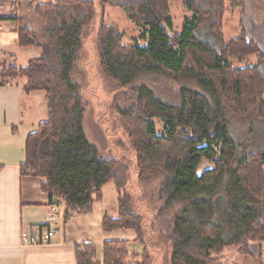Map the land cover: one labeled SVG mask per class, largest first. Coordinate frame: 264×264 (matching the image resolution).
I'll return each instance as SVG.
<instances>
[{
  "label": "trees",
  "instance_id": "16d2710c",
  "mask_svg": "<svg viewBox=\"0 0 264 264\" xmlns=\"http://www.w3.org/2000/svg\"><path fill=\"white\" fill-rule=\"evenodd\" d=\"M182 1L191 17L175 34L169 0H99L101 11L106 5L118 8L140 28L138 40L144 43L125 45L118 28L100 20L95 34L99 65L135 96L129 108L116 111L133 151L137 183L157 182L153 203L162 205L154 206L151 223L158 221V233L169 244L170 264H221L226 248L259 260L264 242V47L246 37L224 42V0ZM228 1L237 6L243 0ZM5 3L10 15L0 21H14L18 45L39 50L40 57L24 69L4 64L0 86L25 78V92L43 91L47 108V120L26 139L21 176L42 180L49 204L64 206V224L90 214L102 200V188L112 182L119 217H104L102 228L134 231L144 249L130 261L126 242L106 241L103 264H150L143 215L126 191L130 161L102 154L85 134L88 104L75 76L85 33L96 17L94 0H0V8ZM252 54L259 55L258 65L231 67L230 58ZM158 72L183 81L178 103L134 87L141 75ZM231 117L247 125L241 141ZM153 119L164 125L163 133L156 132ZM203 162L211 168L198 174ZM219 198L223 204L217 210ZM94 259L93 246L78 248L77 264H94Z\"/></svg>",
  "mask_w": 264,
  "mask_h": 264
},
{
  "label": "crops",
  "instance_id": "0c3cea01",
  "mask_svg": "<svg viewBox=\"0 0 264 264\" xmlns=\"http://www.w3.org/2000/svg\"><path fill=\"white\" fill-rule=\"evenodd\" d=\"M258 9L247 5L241 12L245 21L250 20L254 25L246 31L245 37L264 47L263 16L261 8ZM238 12L240 16L239 8ZM9 15V9L0 8V17ZM39 57V50L18 45L14 21H0V76L4 64L24 69ZM25 84V78L16 77L10 86H0V264H77L76 252L82 245L93 246L94 264H103L106 241H124L128 256L142 255L144 245L137 240L134 231H123L130 233L129 238L126 235L118 238L122 231L106 232L102 228L104 217H119L118 194L112 182L102 188V200L93 204L90 214L75 216L66 224L63 222L64 206L59 203L62 213L53 225L55 236L50 245L28 246L21 242L22 232L39 233L46 228L50 207L46 194L41 191L42 180L20 174V167L25 162L26 139L47 120L44 92L26 93ZM107 186H110L109 197L105 193ZM259 252L264 260V242ZM236 255H239L236 249H224L221 264H233L231 261Z\"/></svg>",
  "mask_w": 264,
  "mask_h": 264
},
{
  "label": "rangeland",
  "instance_id": "374dc122",
  "mask_svg": "<svg viewBox=\"0 0 264 264\" xmlns=\"http://www.w3.org/2000/svg\"><path fill=\"white\" fill-rule=\"evenodd\" d=\"M41 4H46L49 0H37ZM61 2L69 1H82V0H59ZM99 0H94L97 12L93 25L85 33L84 47L81 54V61L79 63V74L75 76L77 81L81 84L83 98L88 104V108L85 115L84 129L88 141L97 147V149L104 155L109 157H119L122 159H128L130 162L129 171V185L126 187V191L132 196V200L135 203L136 210L141 212L144 219V227L142 228V235L144 241L147 244L148 250L151 252L150 264H170L171 250L169 244L165 243L159 232L160 226L158 221L151 223V218L156 214L154 206L162 205L161 202H155L154 192L157 182H149L148 184L137 183L136 173L137 169L134 164L133 151L129 146L128 136L123 131V120L121 116H118L116 107L121 109H127L135 101V96L132 92L126 88H119L101 69L98 60V54L96 51V39L95 34L99 26L100 20L105 25H114L118 28L119 32L123 34V43L125 45H133L138 43L143 46L144 43L139 41L141 29L136 27L132 22L127 20L125 14L118 8L106 5L101 11L98 6ZM3 6V9H10L8 3ZM247 5H253L254 7L261 8V15L263 16L261 21L264 24V0H243L241 5L233 6L228 0H224V12L222 16V36L225 43H228L232 39L240 36L245 37L246 31L251 27L250 20L245 21L243 18L244 10ZM240 9V16L238 12ZM169 15L173 24V33L179 34L182 30L183 21L186 17H191V13L185 8V4L182 0H169L168 2ZM252 9H254L252 7ZM258 9V10H259ZM10 11V10H9ZM257 13V12H256ZM255 19V18H254ZM258 21H260L258 19ZM260 23V22H259ZM258 24V28L260 25ZM264 27V26H263ZM239 38V37H238ZM258 54L247 55L244 58H230L232 68H247L258 59ZM260 63V62H259ZM170 75L166 72H158L153 75H141L134 87L144 86L149 89L156 98L166 103L176 104L180 99V89L183 85V81ZM185 84V83H184ZM232 126L237 134V140L243 139L246 133V126L243 122L230 118ZM155 126L156 132L163 133V124L157 120H152ZM211 164L203 162L198 169V174L210 169ZM108 187L105 189L107 197H109ZM174 207L169 210L167 217L164 220L171 217V214L176 210ZM165 220V221H166ZM152 226V232L149 230ZM149 226V227H148ZM134 233V232H132ZM135 234V233H134ZM129 238L130 233L119 232L118 238ZM132 256H128V260L131 261ZM223 258V257H222ZM222 263V262H221ZM233 264H264V260L261 258L255 260L243 255H236L235 259L231 261Z\"/></svg>",
  "mask_w": 264,
  "mask_h": 264
},
{
  "label": "built area",
  "instance_id": "2783aa9c",
  "mask_svg": "<svg viewBox=\"0 0 264 264\" xmlns=\"http://www.w3.org/2000/svg\"><path fill=\"white\" fill-rule=\"evenodd\" d=\"M62 213V208L58 202L53 203L49 207L48 221L46 228L39 233L22 232L20 235L21 242L28 246H47L51 244L55 236L53 225L58 220V216Z\"/></svg>",
  "mask_w": 264,
  "mask_h": 264
},
{
  "label": "water",
  "instance_id": "95a60500",
  "mask_svg": "<svg viewBox=\"0 0 264 264\" xmlns=\"http://www.w3.org/2000/svg\"><path fill=\"white\" fill-rule=\"evenodd\" d=\"M222 204H223V200L221 198H219L216 201V209L219 210V208L221 207Z\"/></svg>",
  "mask_w": 264,
  "mask_h": 264
}]
</instances>
